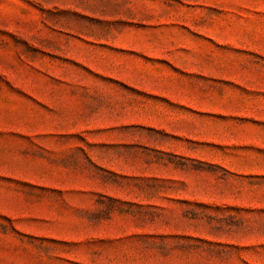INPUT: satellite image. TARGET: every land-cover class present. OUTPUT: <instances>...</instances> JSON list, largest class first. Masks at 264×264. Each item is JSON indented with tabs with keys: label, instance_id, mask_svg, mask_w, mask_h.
Returning <instances> with one entry per match:
<instances>
[{
	"label": "rangeland",
	"instance_id": "1",
	"mask_svg": "<svg viewBox=\"0 0 264 264\" xmlns=\"http://www.w3.org/2000/svg\"><path fill=\"white\" fill-rule=\"evenodd\" d=\"M228 154L264 155V0H0V229L30 264H264L229 242L264 240V176L236 195L261 208L216 204Z\"/></svg>",
	"mask_w": 264,
	"mask_h": 264
},
{
	"label": "crops",
	"instance_id": "2",
	"mask_svg": "<svg viewBox=\"0 0 264 264\" xmlns=\"http://www.w3.org/2000/svg\"><path fill=\"white\" fill-rule=\"evenodd\" d=\"M130 1H140V0H130ZM152 2L164 1V0H149ZM165 1H184V2H196L203 0H165ZM224 144V141H221ZM211 162L225 168L228 174V178L222 179L221 182L223 188L228 189L229 194H234V197L228 198L227 201H219L216 204L219 205H229L233 207H258L261 208V202H253L251 205L245 199L237 197L238 194H247L249 192L260 194L262 186L260 184H250L246 181L249 178H261L264 176V155L254 154V155H233L228 154L227 156L222 155L219 158L210 160ZM241 179V180H238ZM201 187L198 184L191 186L192 194L198 192ZM183 191L182 193H186ZM23 231V229H21ZM16 240V241H14ZM214 240L220 241L221 238L217 237ZM229 242H233L239 245H250L264 242L260 238H247L242 237L239 239H229ZM14 246L20 247L18 240L14 238V235L7 231H2L0 229V264H30L28 261L29 255L26 251L21 249H14ZM36 264H45L44 253L37 256Z\"/></svg>",
	"mask_w": 264,
	"mask_h": 264
}]
</instances>
